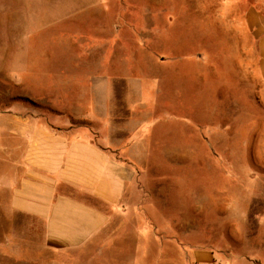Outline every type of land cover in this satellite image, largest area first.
<instances>
[{"label": "rangeland", "instance_id": "rangeland-1", "mask_svg": "<svg viewBox=\"0 0 264 264\" xmlns=\"http://www.w3.org/2000/svg\"><path fill=\"white\" fill-rule=\"evenodd\" d=\"M241 14L230 0H0V107L107 101L118 135L143 139L141 216L112 222L119 244L140 231L171 264H264V91L231 29ZM10 225L0 205V264L106 256L99 239L69 257L24 252Z\"/></svg>", "mask_w": 264, "mask_h": 264}, {"label": "crops", "instance_id": "crops-1", "mask_svg": "<svg viewBox=\"0 0 264 264\" xmlns=\"http://www.w3.org/2000/svg\"><path fill=\"white\" fill-rule=\"evenodd\" d=\"M230 3L242 8L231 29L242 58L255 62L264 91V0ZM75 105L59 107L62 111L29 101L0 107V205L10 217L9 237L24 238V252L31 245L32 252L59 258L87 252L99 239L106 252L101 264H141L143 249L149 264L177 261L170 246L142 247L140 231H135L137 244L124 246L115 240L125 233L110 228L116 218L141 216V171L131 158L143 139L126 142L118 135L108 121L109 102ZM126 108L141 109L140 104ZM174 249L188 252L182 245ZM184 258L180 255V262ZM196 259L204 262L202 256Z\"/></svg>", "mask_w": 264, "mask_h": 264}]
</instances>
